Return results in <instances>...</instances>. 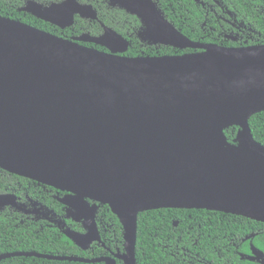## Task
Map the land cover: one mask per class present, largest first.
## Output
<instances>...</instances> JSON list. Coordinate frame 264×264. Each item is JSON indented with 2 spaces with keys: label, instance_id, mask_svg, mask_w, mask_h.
<instances>
[{
  "label": "water",
  "instance_id": "95a60500",
  "mask_svg": "<svg viewBox=\"0 0 264 264\" xmlns=\"http://www.w3.org/2000/svg\"><path fill=\"white\" fill-rule=\"evenodd\" d=\"M108 3L141 22L140 41L198 52L128 57V42L104 26L98 37L68 40L0 16V169L65 193L56 197L65 218L84 232L63 223L62 234L81 250L100 242L95 215L98 205L108 206L123 230V253L88 260L14 252L0 260L135 264L138 214L158 209L264 224V146L248 125L264 112V45H200L152 0ZM20 10L62 30L75 16L96 20L91 6L75 0L28 1ZM230 127H238L235 144L223 134ZM29 201L31 208L0 194V210L55 217ZM251 249L245 259L264 264Z\"/></svg>",
  "mask_w": 264,
  "mask_h": 264
},
{
  "label": "trees",
  "instance_id": "16d2710c",
  "mask_svg": "<svg viewBox=\"0 0 264 264\" xmlns=\"http://www.w3.org/2000/svg\"><path fill=\"white\" fill-rule=\"evenodd\" d=\"M27 0H0V16L16 20L43 32L63 39L71 40L82 34L98 37L103 27L115 31L128 42L125 56L154 57L174 56L197 52L191 49L179 50L162 45H148L137 37L141 22L118 7L107 4V0H78L93 6L97 20L86 23L75 16L71 27L60 29L36 17L18 11ZM43 6L59 3L63 0H31ZM234 5L242 7L240 0H231ZM249 2V1H247ZM194 6L191 0H157V7L163 17L187 39L200 44H215L222 47H245L217 39V34L209 31L211 22L201 27L203 16L198 11H184L182 6ZM248 9H251L249 4ZM175 10V11H173ZM237 17L253 30L254 39L248 40L247 46L264 45V13L259 11H237ZM191 13V14H189ZM214 27V25H212ZM251 32V31H250ZM86 47L104 51L106 49L85 44ZM248 125L253 139L264 146V112L253 115ZM238 127L226 128L223 131L227 141L234 140ZM0 194H13L18 202H25L26 197L53 211L55 218L66 217V210L58 201L65 193L40 185L26 178L7 173L0 169ZM57 197V198H56ZM28 205V204H27ZM26 215L13 208L0 210V255L14 252L37 253L59 257H78L99 259L117 250L123 252V230L117 217L106 205H98L95 215L97 229L105 248L93 244L87 250L79 249L61 231L48 226L44 221L30 220ZM67 227L82 231L81 226L66 220ZM177 222L176 226L173 223ZM252 233L251 245L262 253L264 258V224L230 214L206 210L158 209L138 214L134 257L135 264H256L239 257L219 252L220 242L230 234L236 244L246 234ZM246 243L239 246L245 251ZM0 264H86L71 261L46 260L36 257H10L0 260ZM92 264H105L103 262ZM121 264V262H117Z\"/></svg>",
  "mask_w": 264,
  "mask_h": 264
},
{
  "label": "flooded vegetation",
  "instance_id": "af4514ba",
  "mask_svg": "<svg viewBox=\"0 0 264 264\" xmlns=\"http://www.w3.org/2000/svg\"><path fill=\"white\" fill-rule=\"evenodd\" d=\"M28 1H31V0L25 1V3L21 7H19L17 10L21 11L20 9L23 8L27 4ZM75 1L81 5H89L93 9V11H97L96 9L93 8L91 4L81 3L78 0H75ZM152 1L155 3L157 7V0H152ZM191 1L194 4V6L189 5V8L182 6L184 11H198L204 18L203 23L201 25L202 28L206 26L207 22H211L210 27H208V29L211 33L218 35L217 39L222 37V39L220 40L224 42L228 41L234 44H240L238 46H247L248 40L254 39V34H253V30L250 27H247V25L243 22V20L237 17L236 15L238 13L237 11H259L260 14L264 13V0H240V4L242 5V7L234 5L231 0H191ZM107 4L109 5L108 0H107ZM249 4L251 6V9H248ZM83 20L84 22L90 24L97 20V16H96V20H89V19H83ZM212 25H214V27H212ZM86 44H89V43H86ZM82 45L85 46V44H82ZM203 45H207V44H203ZM25 199L28 205L25 202H22V203H25L28 208H31L29 204L30 199L27 197ZM31 216L32 217H29L30 220L44 221L48 223V226L57 228L59 231H61V233H62V230L64 229L63 223H65V226L67 227L64 216L62 219L61 218L57 219L59 217L57 218L50 217L48 219H45V217H42L41 215H31ZM66 220H69V219H66ZM76 232L83 233L84 231L82 229L81 232L80 231H76ZM251 235L253 236L252 233L246 234L243 238L240 239V245H242V243H246L247 247L245 251L239 250L240 245L236 244L235 237L230 234L228 237H224L223 240L220 242L219 252L223 250L224 253L237 256L239 257L240 260H246L245 259L246 257L248 256L251 257L253 255V249H251V246H253L251 245V239L253 237H251ZM93 244H95V246H101L102 248H105V245L102 243L100 239V242L91 243L87 247V249H89ZM118 253L122 254L123 252L117 250L116 252H110L109 255H106L100 258H109V257L114 258V255ZM262 259L260 258V261ZM114 261H115V264H117L118 261L121 262V264H123L122 261L119 259H114ZM246 261L251 262V263L260 264L257 261H249V260H246ZM222 264H231V263L228 261H224Z\"/></svg>",
  "mask_w": 264,
  "mask_h": 264
}]
</instances>
